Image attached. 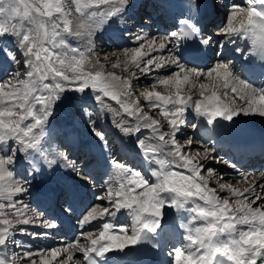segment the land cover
Wrapping results in <instances>:
<instances>
[{
    "label": "snow or ice",
    "instance_id": "1",
    "mask_svg": "<svg viewBox=\"0 0 264 264\" xmlns=\"http://www.w3.org/2000/svg\"><path fill=\"white\" fill-rule=\"evenodd\" d=\"M129 6L130 0H0V65L15 66L0 78V264H106L112 253L119 259L160 254L174 227L166 209L182 214L166 264H264V172H241L238 181L230 182L206 166L215 160L208 141L185 134L189 124L201 126L188 119L189 113L212 129L241 115L264 117V83L257 86L228 60L194 64L192 57L217 38L191 16L162 36L135 33L134 46L113 54L114 59L101 57L96 32ZM189 7L199 9V0H189ZM226 7L221 46L245 41V49L238 45L234 51L247 50L246 58L258 59L256 70L264 77V0ZM72 39L84 43L76 46ZM153 76L136 90L134 80ZM90 93L129 138L147 171L113 150L108 134L84 109L93 143L108 154L106 178L98 185L96 202L77 217V238L33 250L16 236L47 239L59 224L22 199L31 187L29 175L35 179L41 170L35 160L22 181L17 166L22 155L34 154L49 167L56 164L43 147L46 126L57 105ZM69 166L76 167L74 162ZM77 175L97 187L86 169ZM65 211L72 212L71 205ZM120 214L130 223L114 224Z\"/></svg>",
    "mask_w": 264,
    "mask_h": 264
},
{
    "label": "bare ground",
    "instance_id": "2",
    "mask_svg": "<svg viewBox=\"0 0 264 264\" xmlns=\"http://www.w3.org/2000/svg\"><path fill=\"white\" fill-rule=\"evenodd\" d=\"M136 1L140 2L141 0H136ZM219 1L224 2L223 4L221 3L224 9L226 8L227 4L228 5H230L232 3H238V4H242V5L245 4V0H219ZM132 20H133L132 21L133 25H137L136 21H135L136 19L133 18ZM146 20H147V24L146 25L140 24V26H142L143 27L142 29H145V30L147 29L148 26L150 27L151 30H154L153 32L150 30V32L148 34L149 36H151L153 33H156V32H158L157 33L158 35L159 34L162 35L163 32L167 31V28H162L163 26H166L165 23H164V25H162V23L159 20H155V21L150 20V19H146ZM137 23H139V22L137 21ZM219 31H220V29L215 31L214 33H210L211 35H213L214 37L217 38V42L213 43L211 48L202 49L203 52H205L204 55H206L207 57L205 59L203 58V59H201V61H199V60H196V57L194 55L192 57L194 64L199 65L200 67H206V66H211L212 64H214L220 60H228L235 65L236 71L238 73L245 75L247 78H249L251 81H253L255 83V81H256L255 79H258L260 74H259V72L258 73L252 72V74L245 72L246 70L251 69L250 68L251 63H250L249 59H244L243 61H240L238 59V57L236 59H232V58L229 59L224 54L225 53L224 50L226 48H228L229 50H234L238 45L240 48L245 49L246 42L243 40H238L237 43H235V44L234 43H228L226 46L222 47L221 44L223 43V41L220 40V38H219ZM155 36H157V35H155ZM111 40H113V39L111 38ZM118 42L122 43L123 41L117 40L114 43V45L118 44ZM235 53H237V52H235ZM247 55H248V51L245 50L243 52V57L246 58ZM254 59L256 60L257 64L260 63V61L258 59H256V58H254ZM253 77H255V79ZM261 83H264V81H261L259 83H255V84L257 86H259ZM188 119H190L192 122H194L198 125H201V126L196 128V129H193L189 124L185 129V131L187 130L186 135H189L187 133H190V135H197L201 140L208 141V145L211 148L215 149L214 156H217L218 159L221 161L220 165H217L213 161H207V162H205L206 166L211 167V168L215 169L218 173L223 174L226 179H228L230 182H233V183L236 182V179L239 180L238 179V178H240L239 173H241L240 171L243 168H245V171H242V172L247 173V174L258 175L259 173L257 172V170H261V169H263L261 172H264V167L263 168L258 167L256 169H254L253 167L250 168V164H248L247 161L242 159L241 156H238L236 158V160L239 161V164H236L234 168L228 167V165L222 163V161H228L230 164H232V160L234 158L233 155H235V151H233V148H234V146H239L238 144L245 137L251 136V137L257 138V139H263L264 131H261V133H255L252 129H250L249 127L244 125L243 122L245 120L246 122H249L250 124H254V125L262 124V125H264V117H259V116H247L246 117V116L241 115V116L235 118V121L232 124H226V127L221 128V129H213L215 131V134H218L215 138L213 137V135H210L206 132L207 126L203 125L202 121L195 118L191 113H189ZM58 122L61 124L60 125L61 131H66V132L68 131L67 133L69 134V140H71L72 139L71 138L72 132H77V131L72 130L71 127H73V126L68 124L67 121H64V120L59 121L58 120ZM73 123H75V122L73 121ZM112 129L114 131H117L113 127H112ZM119 134H120L119 132L116 133V135H119ZM72 136H74V135H72ZM110 141H111V139H110ZM83 142H86L89 145V147L86 146L84 148L83 146H81L80 143H78V142L74 143L75 146L80 148L81 153H82L81 158L76 160V165H79V167L77 168V171H82V170L86 169L89 173L94 174L93 171H90L91 168L98 166L97 165L98 163L103 162V164H105L104 160L108 154L106 152L102 153L101 149L99 147H97V145L95 143H93V138L89 135L86 136V138H84ZM257 142L264 143L263 141H257ZM44 143L45 144L47 143L45 138H44L43 144ZM123 144L124 143L122 141H120V146H117L115 141H112V148H113V150L118 151L120 156H122L123 158H126V160L129 162L130 165L136 166L137 162L142 164L141 160L139 158H137V156L135 154L136 153L135 148H131V147L125 148L123 146ZM74 149H73V152H74ZM88 150H91L92 153ZM77 151H79V150H77ZM77 151H75V154L77 153ZM55 153H56V157H55L56 160H59L62 163L61 159L59 158L61 153H59V152H55ZM261 153L262 152L256 153L255 156L261 155ZM93 155H95V158L90 159L88 161V162H90V161L92 162V164H91V166H89V168H86V167L83 168L85 162L82 164H78V162L80 160H82V158L83 159L84 158L89 159V158H92ZM76 158H78V157H76ZM34 160L41 170L35 174V179H32L31 175H29V180L31 181V187H30L31 190L30 191H31L32 196H33L32 199L35 198V196L40 197V199L42 200V203H46V204L44 206H38L39 208H37V209L39 211H42V214L44 215V217H50V216L52 217L53 216L55 218L56 215L53 213L52 210H50L48 208V207H50L49 201L54 197L55 193L58 191L56 186H55V180L57 179V177L60 180L62 178H60V176L52 173L50 171V168L43 161V159L41 157H35V154H34V159H31L29 157L21 158L20 163L17 166L18 173L20 172V169L25 174L31 173L32 172L31 166H32ZM88 162L86 163V165L88 164ZM142 166L147 171V165L142 164ZM102 171H103V169H101V172ZM101 177H103V175H101ZM104 178H106V176ZM41 181H47L50 184L49 189H48L49 191H48L46 196H42L39 193H36L35 184L38 182H41ZM73 182H78V181L76 179H73ZM101 182H99L95 178V183L97 184V187H94L95 193H97L99 191L98 185ZM78 186H81L79 191L83 192V187L85 186V182H81L80 184H78ZM86 186H92V185L89 184ZM238 186H242V185H238ZM83 195L85 196V195H87V193H83ZM87 196L90 198V201L85 206L84 210L87 207H89L93 202H96V201H94L95 199L92 197V195L89 194ZM31 202L33 204L34 203L36 204L38 201L34 200V202H33L31 200ZM165 211L167 213V219L169 221V224L174 226V227H170L169 234L165 237V242L172 245L174 243H177V234L181 231L179 229L178 225L181 222L180 217L182 214L177 213L174 209H166ZM125 219L126 218H124V214H120L112 222L114 224H116L117 226L129 224ZM97 223L99 224L102 222H97ZM64 231H65L64 235L61 232L56 231L53 233V236H51L52 238L49 237L47 239L39 240L37 242L38 245L36 244L38 246L37 248L38 249L39 248L45 249V248H52L53 246L58 247V246H61L62 243L66 244L69 242L67 240L69 234L71 235V237H70L71 240H74L79 235V230L77 227H75L74 229L70 228L69 230H64ZM164 248H166V244L164 245ZM150 257L151 256L142 257L140 255V256H137V259L144 263L147 259H150Z\"/></svg>",
    "mask_w": 264,
    "mask_h": 264
},
{
    "label": "rangeland",
    "instance_id": "3",
    "mask_svg": "<svg viewBox=\"0 0 264 264\" xmlns=\"http://www.w3.org/2000/svg\"><path fill=\"white\" fill-rule=\"evenodd\" d=\"M133 1L134 0H130V6H129L128 10L126 11V13L122 17L114 18V20L109 21L108 23H106L102 26L103 28L106 29L105 32L102 31V34L98 33L99 31L102 30V27L96 32V35L94 37L95 49L100 54L101 57L108 56L110 59H114L113 54L118 55L123 49L134 46L131 37H132V35L135 34V32H137L136 31L137 28L133 27V26L132 27L125 26V21L128 20V18L131 16ZM221 3L223 4L224 2H221ZM220 10L222 11V14H220V16H219L220 21H221L224 18V16L227 15L228 11H226L223 8H220ZM132 19H133V17L131 18V21H133ZM224 19H226V18H224ZM223 23H225V20H222L221 24H223ZM114 31H115L116 35L113 34ZM106 32L110 35L116 36V40L115 39H114L115 41L111 40L109 38V36L106 35L107 34ZM137 33H139V31ZM156 33H158V32H156ZM157 36H162V35L157 34ZM120 39H122L124 42L123 43L118 42V44L114 45V43ZM71 42L76 46H81L84 43V41L78 40V39H72ZM13 67H15V66L9 67V65H7V64L0 65V78H5V69H7L8 71H11ZM108 71H116L119 74V70H114V69L109 68ZM138 75H139V73H138ZM153 79H154V76L153 77H143L141 80H138V81L134 80L133 84H134L137 91H142L143 88L145 86H147L148 84H150ZM157 90L164 91L163 88H159ZM94 95L95 94L90 93L87 96H78L76 99H74L70 103L66 102L64 104L57 105L56 109L54 110V114L50 118V120L48 122L49 124L46 126V129H45V139H46L47 143L46 144L44 143L43 147H44V150H48L45 152L48 154L49 159L55 158L54 157V156H56L55 152H59V153L63 154L65 157H67L66 160L64 159L65 161H67L69 164H72L74 162L76 165L75 158H69V157H71V154L68 152L67 146H65V145L63 146V142H62L63 136H60L59 130L57 129L61 125L58 122V120L59 121L64 120V121H67L70 123L71 119L73 121V118H74L75 121L80 126L79 128L78 127H74V128L76 130L79 129L80 130L79 132L81 135H89L90 134L88 131L89 126L86 123V121L88 120V115L82 114L84 109H87V112L91 115V118L96 120L98 122V124L100 125V127L103 128L104 131L108 134L109 139H111V144H112V141H115L113 139L115 134L113 137L111 136L113 131H114L111 128L113 127L115 130H117L116 132H119V131H118V129L115 128V126L112 123L111 114L103 111L100 108V105L94 100ZM110 126H111V128H110ZM186 132H187V130L185 131V134H186ZM73 133L75 134L77 132H72V135H74ZM187 134L190 135V133H187ZM84 138H86V137H84ZM122 139L125 140V144L128 147L131 146V148H134V145L129 142V138H127V137L124 138L121 135V140ZM22 158H26V157L22 156ZM29 158L34 159V155H33V157H29ZM56 161H57L56 164L51 166V169L53 172H59L62 170L61 162L59 160H56ZM135 167H139V166H135ZM75 176L79 177L77 175V173H75ZM18 178L21 179V181L23 180L22 175H19ZM238 179H240V178H238ZM236 181H238V180L236 179ZM221 195H226V194L222 193ZM22 199L24 200L25 203L30 204V202L28 201V199L26 197V194L22 197ZM30 206H31V204H30ZM31 207L35 208L34 206H31ZM29 229H31V227H29ZM16 239L18 241L24 242L25 246L29 245L28 244L29 236L17 235ZM170 246H172V245H170ZM11 248H12V246H10V249ZM16 251H19V250L16 249Z\"/></svg>",
    "mask_w": 264,
    "mask_h": 264
}]
</instances>
